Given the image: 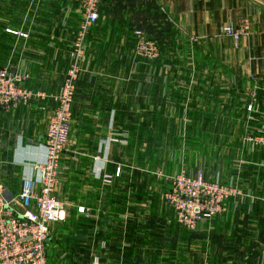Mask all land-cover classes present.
<instances>
[{
  "label": "crops",
  "instance_id": "0c3cea01",
  "mask_svg": "<svg viewBox=\"0 0 264 264\" xmlns=\"http://www.w3.org/2000/svg\"><path fill=\"white\" fill-rule=\"evenodd\" d=\"M243 20L251 34L235 45L223 28ZM80 22L70 0H0V68L26 74L25 89L56 95ZM135 30L159 47L151 67L134 56ZM82 67L55 185L67 220L49 225L48 264L82 263L90 240L78 241L80 229L61 230L76 225L69 214L79 215V208L125 210L121 221L96 224L102 236L86 261L264 264V152L243 143L251 132L264 131V3L103 0ZM54 107L48 97L0 110V186L8 201L45 159L44 134ZM119 156V163L134 167L118 166ZM148 163L188 164L191 175L201 170L210 181L237 187L241 196L226 215L204 221L195 232L184 230L162 200L166 182L155 187L158 171H149ZM162 169L164 175L176 172ZM104 176H111L110 183ZM150 188L160 202L153 206ZM149 221L163 228L159 241L149 239L147 228L148 236L142 231L139 238L126 237L127 227L137 233Z\"/></svg>",
  "mask_w": 264,
  "mask_h": 264
},
{
  "label": "built area",
  "instance_id": "2783aa9c",
  "mask_svg": "<svg viewBox=\"0 0 264 264\" xmlns=\"http://www.w3.org/2000/svg\"><path fill=\"white\" fill-rule=\"evenodd\" d=\"M81 15L77 33L70 52L69 65L59 91L54 96L25 89L28 76L10 73L0 68V110L8 111L28 105L32 100L51 98L55 107L49 116L44 134L45 159L35 164V178L21 182L18 196L7 200L0 186V264H48L46 246L49 240V225L62 223L66 206L56 196L55 185L61 168V157L67 151L72 128V103L77 82L84 69L86 39L99 21V9L103 0H70ZM223 34L234 44L251 34L247 20L223 28ZM134 56L140 61L152 63L160 56L156 42L140 30L134 33ZM194 42L195 39L191 38ZM252 103L247 105L251 109ZM246 148L264 152V131H257L243 139ZM119 176V169L114 175ZM111 176H104L110 183ZM168 188L162 200L173 214L176 224L187 231L195 232L204 221L226 215L228 206L241 196L232 184L210 181L203 171L191 175L183 169L167 178ZM85 213L84 208L77 210ZM80 264H101L98 257Z\"/></svg>",
  "mask_w": 264,
  "mask_h": 264
},
{
  "label": "rangeland",
  "instance_id": "374dc122",
  "mask_svg": "<svg viewBox=\"0 0 264 264\" xmlns=\"http://www.w3.org/2000/svg\"><path fill=\"white\" fill-rule=\"evenodd\" d=\"M161 150L166 151V148H161ZM116 159H117V165L120 166V167L123 164L126 165V166H129V167L132 166L131 164H127L125 162L119 163V162H121L123 160V158H121L120 156L117 157ZM132 167H134V166H132ZM188 167H190V166L188 164L186 165L185 163H176V164L175 163L174 164H172V163H165V164H162V163L161 164L148 163L149 171H158V172H156L154 174V176L156 178V179H154L155 187H157L158 184L159 185L162 184L160 180H163L164 182H166V187H168V185H169L167 183V178L172 176V174L164 175V173H166V172L165 171L163 172L162 168H164V169L166 168L167 171H170L171 169H173V170L176 171L175 173H177V172H179L180 170L183 169L186 173H188V171H190L188 169ZM162 174L164 175V178L161 177ZM188 174H190V173H188ZM163 184H165V183H163ZM132 187H134V186L132 185ZM153 189L154 188H152V191H151V188H150V193H149L150 197H147V200L148 201L150 200V202H151L150 206H153V205H156L157 203H160V202H158L159 199L157 197L153 198L156 201H154L152 199V195L151 194L152 193H156V191H154ZM108 198L110 199V196H108ZM150 206L146 205L147 208L150 207ZM70 211H71L70 212L71 214H69V217L71 219H73L74 221L76 220L77 223H76V225L69 223L67 227H65V228H63L61 230L70 233L72 229H74V231H76V232H78L77 230L80 229V232H78V235H79L78 241H80L81 243L84 242V243L88 244L87 241L90 240V242L88 244L89 247L85 246L84 250H82V254H84V256H83V261L81 259V262L83 263V262H86L87 258H89L91 256L90 255L91 251L92 252H96L97 251V246H98L97 240L102 236V232H101V228L97 227L96 224H104L105 220H108L107 221L108 223H111V221H114V222L121 221L120 216H124L123 211H125V210H119V209L111 210L110 209L109 211L108 210L104 211V214H102L101 212L98 213V212H93L92 210L85 209V213L79 214V215H77L76 212H73V210H70ZM112 211H119V212H115L118 216H113L114 214L111 215V213H114ZM141 214H142V212H141ZM113 217H116L117 220H111ZM65 220H67V214H66ZM64 221H63V223H64ZM123 221L125 222L126 219L123 220V218H122V222ZM122 222H120V223H122ZM131 222H132L131 220H128V221L125 222V224H130ZM150 222H151V226H149L147 224H144L141 229L137 228V233H135L133 231L135 229L134 227H132V228L127 227L125 230L124 229H122V230L127 232L126 237L132 239L133 238L132 236H134V235H136V237L139 238L138 236H142V235H140V233L143 234V232H145V235L147 234V236H148V231L145 230L147 228L151 232L150 233L151 236L150 235L148 236L149 239L150 240L153 239V240L159 241L161 236H162V229L163 228H161V226H158V224H155L152 221H149V223ZM146 223H148V222H146ZM63 242H67V241L66 240L64 241V239H63ZM80 252H81V250H80Z\"/></svg>",
  "mask_w": 264,
  "mask_h": 264
},
{
  "label": "trees",
  "instance_id": "16d2710c",
  "mask_svg": "<svg viewBox=\"0 0 264 264\" xmlns=\"http://www.w3.org/2000/svg\"><path fill=\"white\" fill-rule=\"evenodd\" d=\"M157 60H158V59H157ZM157 60H156V61H157ZM156 61H154V62H152V63H148V62H146V64H147L148 67H151Z\"/></svg>",
  "mask_w": 264,
  "mask_h": 264
},
{
  "label": "water",
  "instance_id": "95a60500",
  "mask_svg": "<svg viewBox=\"0 0 264 264\" xmlns=\"http://www.w3.org/2000/svg\"><path fill=\"white\" fill-rule=\"evenodd\" d=\"M258 1H260V2L264 3V0H258Z\"/></svg>",
  "mask_w": 264,
  "mask_h": 264
}]
</instances>
